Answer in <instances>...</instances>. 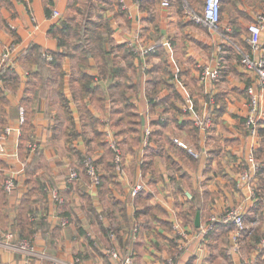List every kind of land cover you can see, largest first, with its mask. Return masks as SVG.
Masks as SVG:
<instances>
[{"label": "crops", "instance_id": "obj_1", "mask_svg": "<svg viewBox=\"0 0 264 264\" xmlns=\"http://www.w3.org/2000/svg\"><path fill=\"white\" fill-rule=\"evenodd\" d=\"M160 2L0 0V54L16 44L0 70V128L18 127V109L25 110L0 157V186L14 181L0 209V264H119L128 257L132 264H264V172L248 162L250 155L264 160V91L251 136L244 122L255 75L240 63L247 26L264 13V0H223L217 30L186 12L201 16L204 0ZM142 46L153 51H134ZM32 47L56 63L37 64L34 52L25 54ZM217 64L218 78L201 80ZM91 87L94 100L81 92ZM126 103L141 132L149 130L148 146L114 123L125 113L113 110ZM107 125L125 151L122 176L108 173L96 137L106 131L111 141ZM83 155L92 157L100 183L81 170ZM74 168L80 175L71 180ZM138 183L143 190L133 196ZM238 206L247 230L236 249L230 224L201 233L211 217Z\"/></svg>", "mask_w": 264, "mask_h": 264}, {"label": "built area", "instance_id": "obj_2", "mask_svg": "<svg viewBox=\"0 0 264 264\" xmlns=\"http://www.w3.org/2000/svg\"><path fill=\"white\" fill-rule=\"evenodd\" d=\"M140 1V0H137ZM223 0H204V6L202 15L198 16L195 13L191 12L187 9V14L191 20H194L198 23H203L210 30H217L220 25V5ZM160 5L163 7L169 6V0H161ZM60 14L58 11H53L52 16L58 17ZM13 29L12 26H10ZM248 37L247 41L249 43V52L241 54L240 63L246 69L254 73L255 81L252 85L247 88L248 94V111L245 117V125L249 130V134L251 136H255L258 128V121L260 117L259 105H260V97L262 92L264 91V46L261 42V35L264 32V13H260L255 17V20L247 26ZM129 47L132 48V45L129 44ZM16 50V44L11 43L5 47V49L0 54V70L3 65L8 63L11 54ZM134 51L141 53H149L153 51L152 47L142 46L140 49H134ZM50 60L51 57L48 56ZM219 65L217 64L215 69L208 70L207 68L203 70L200 78L203 81L208 80V78L212 80H216L219 76ZM18 127H3L0 128V157L6 156L7 154L4 152V144L8 139V136L12 132H16L19 134L21 126L25 123V110L21 106L18 109ZM149 134V130L145 131V140ZM111 135L107 132V138H110ZM174 142L181 147H186V145L177 139H174ZM146 145V142H144ZM120 162L119 157L115 158V163L117 164V168ZM248 162L252 171H263L264 172V160H257L252 155L248 157ZM88 165V163H87ZM96 168L89 166L87 167V174L91 177H94V183L98 184V176L96 175ZM78 177V173L75 169H71L69 173V178L71 180H76ZM14 181L10 178L7 179L4 183V188L6 191H10L13 187ZM143 184L138 183L132 186L131 195L136 196L141 190H143ZM190 198V195L187 194ZM52 197L56 200H59V196L57 191H52ZM221 221L222 223L233 225V232L231 239L234 244V248L236 249L242 236L245 234L247 228L245 227L243 211L241 207H231L223 212L219 217H211L206 225L200 228L202 234L209 233L214 227V223ZM183 234V232H182ZM184 235V234H183ZM260 246L264 248V238L260 240ZM110 254L113 258L118 255L115 251H110ZM119 264H132V260L130 258L123 259ZM167 264H174L172 260H168Z\"/></svg>", "mask_w": 264, "mask_h": 264}, {"label": "trees", "instance_id": "obj_3", "mask_svg": "<svg viewBox=\"0 0 264 264\" xmlns=\"http://www.w3.org/2000/svg\"><path fill=\"white\" fill-rule=\"evenodd\" d=\"M72 1H74V0H72ZM143 1L144 0H140V2H143ZM83 15L84 16L89 15L87 9L83 13ZM61 28H62V31H68V27L66 25H64V24L61 26ZM86 32H88V31H86ZM49 34L52 35V36H55L57 38H61V36H62V32L61 31H57L56 29H53V28L50 29ZM30 52H34L35 53L36 61H37L36 63L37 64H40V63L54 64V63H56V58L53 55H51L50 53H48L46 51H43V50H41V49H39L37 47L28 48L25 51V54L28 55V54H30ZM245 52H247V53L249 52V47H248V50H245ZM48 56L51 57L50 60L48 59ZM5 70H3L1 72V74L2 73L4 74L5 72H8V71H5ZM85 83H89V81H87ZM81 92L84 95H90L91 98L94 100L95 89L93 87H91L89 89L84 88V89L81 90ZM2 99H3V94H2L1 89H0V102L2 101ZM117 108L118 109L113 110V115H116V113H121V111H123L125 113L124 116L118 117V118L115 119L114 123H116L117 127L119 129H121L122 128L121 123L123 122L124 124H126L128 131L131 132V137H132V139H134V143L135 144H140V142H141V144H144V142H146V144L148 146L149 142H150V140H149L150 139V132H149V134H148V136H147V138L145 140V131H146V129H144V131L142 130V132H141V121H139L138 117L133 114V105H132V103L131 104L126 103V104L123 105L122 108H119V107H117ZM109 127H110V125H109ZM110 133H111V137H110L111 141L110 142L106 140V131H104L102 134H98L97 133L96 137H97V140L100 143H102V145H104V147L106 149L105 150L106 157L104 159H105V164L107 166L108 173H113L114 172L116 175L122 176L123 173L125 172V164H124L125 151L122 148V146L120 145V143L118 142V140L115 137L114 133L112 132L111 128H110ZM132 133L134 134V136H132ZM116 157H119V159H120V162L118 164V166H120V168H117V164L115 163V158ZM188 159L190 161H192L191 158L188 157ZM78 163H79V166L81 167V170L84 173H86V175H87V167H88V165L96 168L92 157L89 156V155L81 156L79 158ZM87 163H88V165H87ZM144 164H145V169H148L149 162L147 160H145ZM173 166H174V169H175V171L177 173H179V174L182 173V169L180 167L175 166V165H173ZM74 169L77 171L78 177H79L80 170H78L77 168H74ZM96 175L98 176V179H99L98 183H100L99 173L97 171H96ZM68 176H69V173H68ZM68 176H67V178H68ZM90 179L94 183V177L90 176ZM4 189L5 188H3V186H0V209H2L4 207V199H5V196H6V192H5ZM24 233H25V237L29 238L30 235L33 234L32 227H27L26 231H24Z\"/></svg>", "mask_w": 264, "mask_h": 264}, {"label": "rangeland", "instance_id": "obj_4", "mask_svg": "<svg viewBox=\"0 0 264 264\" xmlns=\"http://www.w3.org/2000/svg\"><path fill=\"white\" fill-rule=\"evenodd\" d=\"M243 48H245L246 50H248V47H249V43H248V41L247 42H244L243 43V46H242ZM250 53V52H249ZM219 67H221V65H219ZM244 124H245V122H244ZM246 126V125H245ZM107 131H110V128L108 129V125H107ZM108 141H109V139H108ZM258 160V159H257ZM248 168H249V166H248ZM250 170H251V168H250ZM165 184L164 183H162L161 185H160V190H161V192H163L165 189H162L163 188V186H164ZM229 209V208H228ZM227 210V209H226ZM225 210V211H226ZM245 222V221H244ZM231 225V224H230ZM233 226V225H232ZM231 236H232V234H231ZM115 259H117V257H115Z\"/></svg>", "mask_w": 264, "mask_h": 264}, {"label": "water", "instance_id": "obj_5", "mask_svg": "<svg viewBox=\"0 0 264 264\" xmlns=\"http://www.w3.org/2000/svg\"><path fill=\"white\" fill-rule=\"evenodd\" d=\"M195 226L198 227L199 226V216L196 215V218H195Z\"/></svg>", "mask_w": 264, "mask_h": 264}]
</instances>
